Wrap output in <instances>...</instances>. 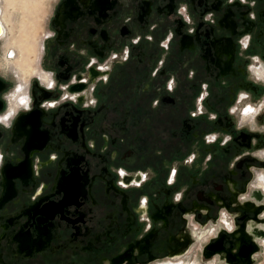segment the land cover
<instances>
[{
  "label": "flooded vegetation",
  "instance_id": "obj_1",
  "mask_svg": "<svg viewBox=\"0 0 264 264\" xmlns=\"http://www.w3.org/2000/svg\"><path fill=\"white\" fill-rule=\"evenodd\" d=\"M21 80L0 67V264H247L204 248L264 229V0H57Z\"/></svg>",
  "mask_w": 264,
  "mask_h": 264
},
{
  "label": "rangeland",
  "instance_id": "obj_2",
  "mask_svg": "<svg viewBox=\"0 0 264 264\" xmlns=\"http://www.w3.org/2000/svg\"><path fill=\"white\" fill-rule=\"evenodd\" d=\"M57 0H1L3 32L0 35V67L21 77L23 84L39 67L43 42ZM199 247L172 263L219 264L201 257ZM170 262H159L163 264Z\"/></svg>",
  "mask_w": 264,
  "mask_h": 264
},
{
  "label": "water",
  "instance_id": "obj_3",
  "mask_svg": "<svg viewBox=\"0 0 264 264\" xmlns=\"http://www.w3.org/2000/svg\"><path fill=\"white\" fill-rule=\"evenodd\" d=\"M247 204L253 203L247 202ZM247 204L243 206V210L246 213H253L254 217H256L258 215L257 211L255 209H252L251 206ZM221 234V237H215L214 239H212L213 242L205 246L204 251H206L207 249H213L215 246H217V250L215 252L209 253V256L212 255V253L216 252L228 254V256L236 253L244 256L248 261L247 264H254L257 261L258 258L254 257V254L259 251L257 238L264 237V229L258 227L253 223H244L239 231L236 230L228 232L226 230H223ZM230 237L233 238L229 240L232 245L226 247L224 244V238Z\"/></svg>",
  "mask_w": 264,
  "mask_h": 264
},
{
  "label": "built area",
  "instance_id": "obj_4",
  "mask_svg": "<svg viewBox=\"0 0 264 264\" xmlns=\"http://www.w3.org/2000/svg\"><path fill=\"white\" fill-rule=\"evenodd\" d=\"M254 264H264V239L261 242V252L257 261Z\"/></svg>",
  "mask_w": 264,
  "mask_h": 264
},
{
  "label": "bare ground",
  "instance_id": "obj_5",
  "mask_svg": "<svg viewBox=\"0 0 264 264\" xmlns=\"http://www.w3.org/2000/svg\"><path fill=\"white\" fill-rule=\"evenodd\" d=\"M4 25H3V21H2V18H1V5H0V35L2 34V32H3V27ZM263 71V70H262ZM183 262V261H182ZM163 264H187V263H172V262H170V263H163ZM193 264H197V263H193ZM212 264V263H211Z\"/></svg>",
  "mask_w": 264,
  "mask_h": 264
},
{
  "label": "snow or ice",
  "instance_id": "obj_6",
  "mask_svg": "<svg viewBox=\"0 0 264 264\" xmlns=\"http://www.w3.org/2000/svg\"><path fill=\"white\" fill-rule=\"evenodd\" d=\"M17 91H19V89H17ZM22 104L23 103H25V101L22 99L21 101H20ZM252 111V109L251 108H246L245 109V112L247 113V112H251ZM3 119H7V117H4ZM262 179H264V177H262Z\"/></svg>",
  "mask_w": 264,
  "mask_h": 264
},
{
  "label": "clouds",
  "instance_id": "obj_7",
  "mask_svg": "<svg viewBox=\"0 0 264 264\" xmlns=\"http://www.w3.org/2000/svg\"><path fill=\"white\" fill-rule=\"evenodd\" d=\"M181 11L183 12V11H184V9H181ZM186 19H187V17H186Z\"/></svg>",
  "mask_w": 264,
  "mask_h": 264
}]
</instances>
